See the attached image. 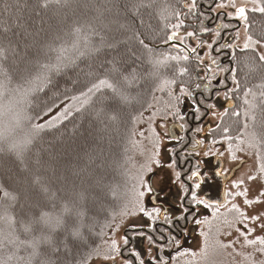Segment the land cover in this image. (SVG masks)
<instances>
[{
    "label": "trees",
    "instance_id": "16d2710c",
    "mask_svg": "<svg viewBox=\"0 0 264 264\" xmlns=\"http://www.w3.org/2000/svg\"><path fill=\"white\" fill-rule=\"evenodd\" d=\"M250 1V40L264 45V0ZM203 2L0 0V264L101 256L146 169L135 162L140 119L161 86L194 76L188 58L155 46L200 30ZM234 71L235 112L216 131L249 133L264 171V60L250 49Z\"/></svg>",
    "mask_w": 264,
    "mask_h": 264
},
{
    "label": "rangeland",
    "instance_id": "374dc122",
    "mask_svg": "<svg viewBox=\"0 0 264 264\" xmlns=\"http://www.w3.org/2000/svg\"><path fill=\"white\" fill-rule=\"evenodd\" d=\"M242 6H247V9L251 12L258 9L257 5L250 0H225L217 6L215 12L219 10L228 11L231 8L235 11ZM192 10L198 11L196 9ZM246 28L242 26L239 30V44L248 47L247 49L249 50H256L261 57L264 55V45L251 41ZM189 29L176 28L175 30L186 35L187 38H183V40L188 47L183 44L184 46L188 49L189 47L195 49L198 46V32L203 30V27L200 30ZM175 30L167 33L163 42L155 46V48H169L173 51L176 58L182 57L190 60L189 57L191 55H188L183 50L175 49L171 44L172 42L182 44L174 40L173 33ZM215 42L214 35H210L202 46L204 50L203 58L208 65L210 55H212L211 48ZM177 54L181 56H177ZM166 57L165 55L161 56L164 60H166ZM195 71L201 77L206 75V71L203 68L202 70L195 69ZM195 71L193 68V73ZM234 72H231L227 81L222 79L221 87H224V90L215 97L214 103L208 106L210 114L206 122L208 121L212 127L221 122L227 123L224 121L227 118L226 116L229 115V112H235L236 105L230 111H224L221 107L222 102L225 101L224 99H227L230 95L235 99L234 87L236 88L237 86V80ZM190 84L191 82H189ZM172 85L168 86V88L161 86L159 88L161 90L154 93L152 100L154 103L143 114L137 125L135 145L136 153L139 156H136L135 162L138 161L139 164H143L146 169L143 176H141L142 182L136 192L134 206L129 213L121 215L116 220L105 240L104 247L101 248V253L99 254L101 256L91 260L89 264H127L129 262H126L124 257L126 256L127 259V254L129 253L136 257L138 256L142 262L146 261L144 258L149 260V262L146 261L143 264H159L163 261L156 263L152 252L149 254V249L152 245L149 238L145 239L143 252L139 249L137 250V255H135V249L128 250L126 248L128 245L126 235H129L128 230L132 229V227H144L149 223L150 213L148 208L150 207L149 202L153 189L159 192V200L168 205H170L169 203L177 205V198L172 196L178 195L179 189H182L180 178L177 179L179 173L173 170L174 163L172 161L174 157L172 148L169 146L170 143L168 144L166 139V124L175 121L173 118L179 112L182 103L190 106L187 99L189 98L188 93L191 86H185L184 83ZM203 121L204 119L201 120V122ZM201 128L202 126L197 131L201 132ZM223 133V130L212 132L207 138L211 137L212 139L215 137V139L214 141H208V143L212 144L213 142V149H216L217 152H220L226 158L229 168L242 159H246L247 164L244 165L228 187L227 205L223 210L215 211L208 220L204 221L196 238L185 245L190 249L189 252L178 259L176 258L172 264H264V171L258 160L256 147L251 141L253 138L249 133L237 138L223 136ZM212 153L213 150L209 149L207 155L211 156ZM198 157L205 158L206 155ZM203 172L205 175L204 185L216 183L213 173L208 168H203ZM168 186L172 190H169ZM204 189L208 188L204 187ZM202 213L200 214L201 216L209 215L207 210L202 211ZM137 236L142 238V234ZM159 250L161 251L162 249L159 248ZM163 253H165V257L169 256L166 251H163ZM164 263L165 260L163 261Z\"/></svg>",
    "mask_w": 264,
    "mask_h": 264
},
{
    "label": "flooded vegetation",
    "instance_id": "af4514ba",
    "mask_svg": "<svg viewBox=\"0 0 264 264\" xmlns=\"http://www.w3.org/2000/svg\"><path fill=\"white\" fill-rule=\"evenodd\" d=\"M224 1L204 0L200 4V12L192 18L194 23H199L203 27V30L198 32V46L195 49L189 47L191 50L189 58L194 71L203 68L206 75L201 77L196 71L193 73L194 76L189 85L191 86L188 93L189 98L187 99L190 106L182 103L179 112L173 118L175 121L166 124V139L167 143H170L169 146L172 148L174 157L172 161L174 163L173 170L179 173L181 186L187 188L188 193L185 194L179 189L178 195L172 196L177 198V205H171V203L168 205L159 200V192L153 189L150 196V207L148 208L149 223L144 227H132L128 230L129 235H126L128 242L126 248L128 250L135 249V253L133 252L135 255L139 249L143 252L145 239L151 238V240L149 239L152 243L149 254L152 252L156 263L165 260L164 264H172L176 258L178 259L189 252L190 249L185 245L196 238L206 219L208 220L215 211H221L227 205L228 187L244 165L247 164V160L242 159L229 168L226 158L216 149H213V142L212 144L208 143L210 140L214 141L215 137L207 138L217 128V125L212 127L208 121L206 122L210 114L208 106L214 103L215 97L224 90V87H221L222 79L226 81L229 79L240 57L249 50L248 47L240 45L238 41L240 28L242 26L246 28L250 14L249 9L247 6L239 7L244 8V16H240L237 11L239 8L235 11L231 8L228 11L219 10L215 12L217 6ZM210 35H214L216 42L211 48L212 55H210L208 65L203 58L202 46ZM173 38L188 47L183 40V38H187L185 34L175 31ZM224 100L221 104L224 111H230L235 107V99L231 95ZM228 107H232V109H228ZM202 119H204L203 122H201ZM200 126H202L201 132L197 131ZM209 149L213 150L211 156L207 155ZM203 155L206 157H198ZM203 168H208L213 173L216 183L204 185ZM193 172H197L199 175L191 178ZM197 183L200 184L198 189L195 188ZM168 187L169 190H172L170 186ZM204 187L208 189H204ZM192 191L196 192L197 200L203 201V203H195L191 200ZM206 210L209 215L201 216L202 211ZM138 234H142V238L137 236ZM159 248L162 250L160 251ZM163 251H166V254L169 253V256L165 257ZM124 258L126 262H129L127 264L149 262L146 258H144L146 261L142 262L138 256L136 257L132 253L127 254V259L126 256ZM163 261L159 264H163Z\"/></svg>",
    "mask_w": 264,
    "mask_h": 264
},
{
    "label": "snow or ice",
    "instance_id": "6c2138e0",
    "mask_svg": "<svg viewBox=\"0 0 264 264\" xmlns=\"http://www.w3.org/2000/svg\"><path fill=\"white\" fill-rule=\"evenodd\" d=\"M57 2H58V0H57ZM193 2H195V0H193ZM44 7H47V4H45ZM259 10H260L261 12H264V8H261V9H259ZM237 11L239 12L240 16H244V14H245V10H244V8H239ZM189 35H191V33H189ZM169 39H171V37H169ZM141 43H143V41H141ZM260 59H261V60H264V55H262V56L260 57ZM183 71H185V70H181V74H183ZM106 83H107L106 81L101 80V81L99 82L98 85H93V88L98 89L101 85H105ZM0 87H3V85L0 84ZM108 87H112V85L109 84ZM93 88H90L89 91L91 92V91L93 90ZM181 91H183V89H181ZM37 127H39V126H37ZM198 175H199V174H198L197 172H193L191 178L197 177ZM177 179H179V176H177ZM199 187H200V184L197 183V184L195 185V188L198 189ZM181 190H182L185 194L188 193V189H187V188H183V187H182ZM5 195H7V193H5ZM191 200H192L193 202H195V203H203V201H199V200H197V195H196V192H195V191H192V193H191ZM205 206H207V205H205ZM26 230H27V229H26ZM149 239L151 240V238H149Z\"/></svg>",
    "mask_w": 264,
    "mask_h": 264
},
{
    "label": "water",
    "instance_id": "95a60500",
    "mask_svg": "<svg viewBox=\"0 0 264 264\" xmlns=\"http://www.w3.org/2000/svg\"><path fill=\"white\" fill-rule=\"evenodd\" d=\"M171 44L173 45V47H175V49H177V50H183L188 55H191V50L188 49L183 44H178V43H175V42H172ZM228 109H232V107H228ZM223 191H224V189H223Z\"/></svg>",
    "mask_w": 264,
    "mask_h": 264
}]
</instances>
